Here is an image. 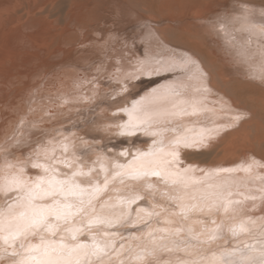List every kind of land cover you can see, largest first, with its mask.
Masks as SVG:
<instances>
[{
  "label": "snow or ice",
  "instance_id": "snow-or-ice-1",
  "mask_svg": "<svg viewBox=\"0 0 264 264\" xmlns=\"http://www.w3.org/2000/svg\"><path fill=\"white\" fill-rule=\"evenodd\" d=\"M210 23L228 29L216 33L225 51L237 63L258 68L249 75L264 85V9L240 3ZM118 63L113 75L120 71ZM136 72L172 78L163 92L121 108L126 121L107 125L117 135L154 137L148 150L137 149L128 160L98 156L87 163L94 149L70 151L75 142L67 135L55 144L54 137L28 143L15 133L5 136L0 259L9 258V264H264V215L248 214L256 201L264 204V186L258 194L232 191L237 181L264 183V174L254 171L264 169V161L252 157L233 167L200 169L203 175L197 177L194 166L181 160L182 150L207 146L248 113L220 96L209 105L206 73L188 52L170 49L166 58L145 53ZM221 112L233 115L217 123ZM14 146L28 151L19 157L9 151ZM28 168L39 171L29 174ZM247 201L253 203L246 210Z\"/></svg>",
  "mask_w": 264,
  "mask_h": 264
},
{
  "label": "bare ground",
  "instance_id": "bare-ground-1",
  "mask_svg": "<svg viewBox=\"0 0 264 264\" xmlns=\"http://www.w3.org/2000/svg\"><path fill=\"white\" fill-rule=\"evenodd\" d=\"M240 3L264 9L259 0H0V144L14 133L28 143L54 137V144L67 135L75 142L70 151L94 149L87 163L98 156L123 162L137 149L148 150L154 139L151 135L121 136L107 125L126 121L121 108L163 92L172 78L171 73L136 72L133 65L145 53L166 58L168 50L175 49L199 60L211 89L210 106L220 96L234 109L248 113L207 146L182 150L183 165H193V174L199 177L203 175L200 169L233 167L251 162L252 157L264 161V85L249 75L258 68L234 61L216 34L228 29H214L210 23ZM117 61L120 71L113 75L112 65ZM101 63L103 70H98ZM227 114L233 115L219 113L217 123L229 119ZM105 147L108 152L95 151ZM9 151L22 157L28 148L18 151L14 146ZM120 151L130 155L119 156ZM4 156L0 151V168ZM254 171L264 174V169ZM261 186L264 183L259 179L237 181L232 191L234 195L258 194ZM255 203L258 212L248 214L264 215V204ZM0 264H9V258L0 259Z\"/></svg>",
  "mask_w": 264,
  "mask_h": 264
},
{
  "label": "rangeland",
  "instance_id": "rangeland-1",
  "mask_svg": "<svg viewBox=\"0 0 264 264\" xmlns=\"http://www.w3.org/2000/svg\"><path fill=\"white\" fill-rule=\"evenodd\" d=\"M259 2H261L262 4L264 3V2H262L261 0H259ZM133 66H136V64H134ZM145 78H146V79H151L152 77L147 76V77H145ZM226 116L231 117V116H229L228 114H227ZM142 133H143V132H137L138 135H140V134H142ZM148 138H150V137H148V136H147V137H144V139H148ZM126 139H127V140H126ZM141 139L143 140V138L140 137V140H141ZM124 140H125L126 142H130L128 138H125ZM127 146L129 147L130 145H127ZM199 171H200V170H199ZM200 172H201V171H200ZM245 206H246V210H247V208H248V204H246ZM257 212H258L257 210H254V211L252 210V211L249 212V213H250V214H255V213H257Z\"/></svg>",
  "mask_w": 264,
  "mask_h": 264
}]
</instances>
